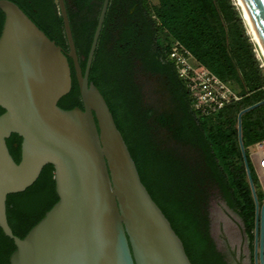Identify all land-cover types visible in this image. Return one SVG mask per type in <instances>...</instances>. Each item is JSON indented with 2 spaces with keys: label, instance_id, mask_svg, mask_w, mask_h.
Segmentation results:
<instances>
[{
  "label": "trees",
  "instance_id": "16d2710c",
  "mask_svg": "<svg viewBox=\"0 0 264 264\" xmlns=\"http://www.w3.org/2000/svg\"><path fill=\"white\" fill-rule=\"evenodd\" d=\"M12 1L65 52L69 50L57 0ZM103 1L66 0L83 70ZM4 18L0 10V35ZM177 40L221 79L236 82L242 98L210 116L197 112L184 80L169 57ZM256 49L235 0H158L157 3L110 0L108 6L90 80L105 96L143 183L183 240L193 264L230 263L203 230L207 225V206L197 185L198 175L189 168L185 170L182 166L185 160L161 148L154 139L146 117L150 110L141 111L134 104L137 94L124 88V77L129 78L126 69L133 59H140L148 69L169 75L171 93L180 102L181 113H164L157 120L178 142L192 145L206 155L212 169L209 178L219 184L229 204L244 217L253 241L255 203L238 139V115L246 107L264 100V69ZM69 61L72 89L58 103L64 109L83 106L71 58ZM3 112L0 107V114ZM242 134L247 151L264 139V104L243 114ZM21 141L15 133L7 139L16 162L21 160ZM252 177L256 185L253 172ZM58 199L54 166L47 164L32 186L8 195L7 215L14 234L23 238ZM15 249L14 241L0 227V264H9Z\"/></svg>",
  "mask_w": 264,
  "mask_h": 264
},
{
  "label": "water",
  "instance_id": "95a60500",
  "mask_svg": "<svg viewBox=\"0 0 264 264\" xmlns=\"http://www.w3.org/2000/svg\"><path fill=\"white\" fill-rule=\"evenodd\" d=\"M69 50L52 40L12 0H0V227L16 249L9 264H193L183 240L143 183L126 140L90 69L110 0H104L87 56L80 65L66 0H57ZM264 43V0H244ZM82 107L64 109L73 85ZM84 58V57H83ZM238 139L255 203L254 264H264V202L252 177L242 134ZM22 138L21 160L7 139ZM54 166L58 201L23 237L8 221V195L32 186Z\"/></svg>",
  "mask_w": 264,
  "mask_h": 264
},
{
  "label": "flooded vegetation",
  "instance_id": "af4514ba",
  "mask_svg": "<svg viewBox=\"0 0 264 264\" xmlns=\"http://www.w3.org/2000/svg\"><path fill=\"white\" fill-rule=\"evenodd\" d=\"M126 74L130 80L124 77V88L137 94L134 104L141 111L150 110L146 117L152 126L154 139L157 141V132L164 134L163 138L169 144L161 145V148L183 156L191 172L198 175L197 185L202 192V202L207 206V225L203 226V230L209 234L217 251L224 253L230 264H254V240L250 239L246 221L229 204L219 184L209 178L212 169L206 155L192 145L178 142L172 132L157 120L164 113H181L180 102L171 93L169 75L148 69L140 59H133ZM173 147H177L178 152Z\"/></svg>",
  "mask_w": 264,
  "mask_h": 264
},
{
  "label": "built area",
  "instance_id": "2783aa9c",
  "mask_svg": "<svg viewBox=\"0 0 264 264\" xmlns=\"http://www.w3.org/2000/svg\"><path fill=\"white\" fill-rule=\"evenodd\" d=\"M169 57L174 61L179 76L184 80L192 106L197 112L210 116L242 98L241 88L236 82L221 79L198 61L191 50L180 41L173 43ZM248 149L250 162L264 187V139Z\"/></svg>",
  "mask_w": 264,
  "mask_h": 264
},
{
  "label": "rangeland",
  "instance_id": "374dc122",
  "mask_svg": "<svg viewBox=\"0 0 264 264\" xmlns=\"http://www.w3.org/2000/svg\"><path fill=\"white\" fill-rule=\"evenodd\" d=\"M235 4L238 6V8H239V10H240V12H241V15H242V17H243V19H244V21H245V24H246V26H247L248 33L250 34L252 40L254 41L253 34H252V32H251L250 26H249L248 22L246 21V19H245V17H244V14H243V10H242V8H241V6L239 5V3H238L237 0H235ZM254 43H255L256 46H257L256 51H257L258 57H259V59H260V61H261V65H262V67H263V69H264V56L262 55V52H261V50L259 49L257 43H256L255 41H254ZM237 88H238V86H237ZM157 135H158V137H157V142H158L159 144H161V145H163V146H167V145L169 144V143H166V141L164 140V138H163L164 134H162V133H160V132H157ZM165 143H166V144H165ZM173 150H174L175 152H178V151H176V150H178L177 147H173ZM179 150H180V149H179ZM249 152H250V151H249V149H248L247 155H248V159H249V162H250ZM174 154H175V153H174ZM180 157L183 158V156H180ZM183 159H184V158H183ZM184 160H185V159H184ZM187 164H188V163L186 162V160H185V162H183V164H182V166H183V168H184L185 170L188 168V165H187ZM250 167H251V171L253 172V175H254L255 178L257 179V183H256V185H255V186H256L257 195H258L259 199L261 200V202H264V187H263V185H262V183H261V181H260V178H259V176H258V174H257V172H256V169L254 168V166L252 165L251 162H250Z\"/></svg>",
  "mask_w": 264,
  "mask_h": 264
},
{
  "label": "bare ground",
  "instance_id": "6f19581e",
  "mask_svg": "<svg viewBox=\"0 0 264 264\" xmlns=\"http://www.w3.org/2000/svg\"><path fill=\"white\" fill-rule=\"evenodd\" d=\"M237 1H238L239 5L241 6V8L243 10L244 17L250 26L254 41L257 43L259 49L262 52V55L264 56V43H263V41L259 35V32H258V30H257V28L253 22V19H252L250 13L246 7V4H245L244 0H237Z\"/></svg>",
  "mask_w": 264,
  "mask_h": 264
},
{
  "label": "crops",
  "instance_id": "0c3cea01",
  "mask_svg": "<svg viewBox=\"0 0 264 264\" xmlns=\"http://www.w3.org/2000/svg\"><path fill=\"white\" fill-rule=\"evenodd\" d=\"M153 2H154V3H157V2H158V0H153Z\"/></svg>",
  "mask_w": 264,
  "mask_h": 264
}]
</instances>
